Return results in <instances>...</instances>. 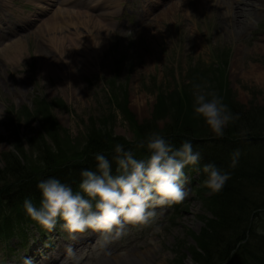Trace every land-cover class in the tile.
Instances as JSON below:
<instances>
[{
	"label": "rangeland",
	"instance_id": "374dc122",
	"mask_svg": "<svg viewBox=\"0 0 264 264\" xmlns=\"http://www.w3.org/2000/svg\"><path fill=\"white\" fill-rule=\"evenodd\" d=\"M54 1L46 13L37 16L40 3L49 4L48 0H18L9 17L0 20L1 169L7 152L22 157L30 170L44 169L43 146L46 152L50 148L48 154L55 159L78 158L94 134L107 137L114 147L125 142L136 149L144 138L135 135L132 123L139 126L158 120L159 110L164 116L153 124V133L170 141L179 133V122L199 137L203 120L195 118L192 107L196 84L215 92L230 111L233 106L252 114L264 109V9L235 25L234 17L229 16L237 10L235 0H221L224 12L210 3L216 0H202L205 3L199 6L197 0H153L152 5H161L156 10L152 5L145 7L147 0L131 1L126 9L122 0H111L107 5L111 10L105 9L109 0ZM58 12L60 26L69 24L64 30L71 34L66 46L78 51L77 61L70 66L43 39L44 35L51 38L52 31L45 30L44 24ZM99 26L107 27V37L105 32L104 37L99 34ZM90 28L98 43V37L103 39L97 65L96 56L91 61L86 57L87 52L95 51L89 44L96 45L84 40ZM128 31L134 38L130 39ZM80 46L86 52L81 53ZM43 51L55 57L48 61L50 55L40 56ZM118 103L125 105V111ZM165 108L172 110L166 112ZM144 149H137L139 158L147 157ZM188 179L185 187L190 195L181 204L189 203L175 218L168 213L170 208L157 209L162 212L157 218L162 230L155 235L149 227L128 226L126 235L102 250L94 246L95 233L86 232L70 241L66 233L46 231L49 236H42L29 227L25 244L19 237L0 240V264H51L52 259L54 264H64L67 244L79 250L81 264H105L134 251H149L138 264H208L207 244L216 235L210 222L217 218L214 211L219 207L213 200H219L208 197L198 174ZM17 181L11 177L0 184ZM261 185H255L253 193L259 198L251 204L253 208H264V183ZM197 188L202 189L198 195ZM253 214L236 213L239 231L244 230L250 243H239L226 264H252L250 251L264 246V213L251 224ZM240 245L244 247L237 251Z\"/></svg>",
	"mask_w": 264,
	"mask_h": 264
},
{
	"label": "clouds",
	"instance_id": "9594fccd",
	"mask_svg": "<svg viewBox=\"0 0 264 264\" xmlns=\"http://www.w3.org/2000/svg\"><path fill=\"white\" fill-rule=\"evenodd\" d=\"M126 33L130 39L134 38L131 31ZM192 95L195 118L202 119L215 138H222L227 125L238 116L220 96L199 84L193 86ZM136 146L146 148V158H137L131 149L125 150L119 143L112 159L94 153L97 167L80 172L76 191L56 177L40 180L36 185L41 196L39 206L31 198L23 201L27 217L48 232L55 231L59 224L70 241L86 232L95 233L94 246L102 250L126 235L128 226L149 227L153 235L159 233L162 229L157 218L162 212L158 213L157 209L169 208L189 197L190 190L185 187L189 179L184 170L198 166L201 153L194 151L187 139L177 148L157 133L149 134ZM239 156L240 151L234 150L230 167L237 165ZM202 172L206 177L202 186L209 195L221 191L230 179L228 172L214 164L203 165ZM65 252L64 264H81L79 250L72 244L66 245Z\"/></svg>",
	"mask_w": 264,
	"mask_h": 264
},
{
	"label": "trees",
	"instance_id": "16d2710c",
	"mask_svg": "<svg viewBox=\"0 0 264 264\" xmlns=\"http://www.w3.org/2000/svg\"><path fill=\"white\" fill-rule=\"evenodd\" d=\"M118 104L125 111V105ZM240 108L242 107H232L231 112L238 116V119L227 125L222 138H215L205 126L204 122L201 124L203 128L201 131L203 133L199 137L192 136V133L186 131V127L188 126H182L178 122L179 133L175 134L177 136L170 138V142L177 148L186 139H204L209 144V153L205 154L203 152L204 148L201 144L196 145L195 150L201 153L204 162L214 164L219 169L230 174V179L226 182L222 190L209 196L212 200L213 197L219 200H213L214 204L219 205V207L214 211L217 213V218L210 222L211 229L213 226V231L216 232V235L214 234L213 241L207 244L209 257L205 258V260L208 261V264L227 263L234 257L231 254L235 251L239 243L241 244L245 241L249 245L250 241H247L244 230L239 231L236 223V213L238 215L239 211L244 214L253 211L254 218L262 214L260 213L262 207L253 208L251 204L258 202L259 198L258 193H253L257 189L255 185L261 188L263 186L261 184L264 183V109H259L258 113L252 114L249 111H241ZM165 110L167 112L172 109L165 108ZM163 116L164 114H161L159 110L158 120ZM158 120L147 121L145 124L139 126L132 123L137 128L135 135L139 138L143 137V140H145L149 134L153 133L156 128L153 127V124H157ZM97 135L99 134H94L89 137L85 147L86 149L84 151L82 150L78 158L71 156L67 159L63 157L55 159L54 156L48 154L51 152L50 148L47 147L49 151L46 152L43 146L40 149L44 155L43 162L45 163V168L40 170L33 171L28 169L25 160L20 156L16 157L14 153L7 152L4 154V157L7 159L4 168H0V183L4 182L6 178L11 177L19 181L4 186L0 184V235H6V233L14 231L15 226L13 228V220L18 210L22 208L25 198H32L33 202L39 206L41 196L36 185L40 180L56 177L62 183L68 184L72 188H78L81 179L80 172L84 169L95 170L97 167L94 160V153H103L109 159L113 158L115 155L114 144L110 143L111 141L107 137L103 139L96 138ZM53 141H56L55 137ZM66 142L68 144L71 143ZM43 144L46 146L45 142ZM71 144L73 147L75 146V143ZM122 145L125 150L131 149L136 157L141 155L139 154L140 151L137 150L138 148L135 149L132 144L129 145L124 142ZM237 149L240 151V156L237 165L232 168L230 167L231 154ZM146 152L147 150L145 148L144 154ZM81 155L83 156L82 158H80ZM113 172H115V165H113ZM19 187L20 190L18 189ZM241 229L243 228L241 227ZM249 239H251V236ZM242 245L239 246L237 251H242L244 247ZM245 249L248 252V249ZM204 252L206 254L205 249ZM249 259L252 261V264H264V246H261L258 251H250Z\"/></svg>",
	"mask_w": 264,
	"mask_h": 264
},
{
	"label": "bare ground",
	"instance_id": "6f19581e",
	"mask_svg": "<svg viewBox=\"0 0 264 264\" xmlns=\"http://www.w3.org/2000/svg\"><path fill=\"white\" fill-rule=\"evenodd\" d=\"M204 1V0H203ZM236 1V11H233V13L231 15H229L230 17H234L233 23L239 24L241 22H243L245 19L250 20L252 18H255V16H257L258 14L256 12L258 11H262L264 9V5H262V1L264 0H235ZM205 2H202V0H197V6L199 5H203ZM212 5L214 4L215 6L217 5L219 7L220 10H222L223 12L225 11V7L222 4L221 0H216V2H210ZM46 9V8H44ZM232 9V7H231ZM234 9V8H233ZM260 13V12H258ZM227 14H229V12H226L225 16H227ZM58 16H53L52 18L49 19L48 22H46L45 25V30H51L52 32L51 34V38H47L45 35L43 36V39L46 38L47 40V45L49 46V48H53L52 51H55L56 53H59V56L63 59H65L69 66L70 63L73 64L74 62H76L77 60L76 57L78 56V54L76 52H78L77 50H75L76 52H74V50L72 48H70V46H66L65 42L70 39L71 34H65L64 30H67V27L69 26L68 23H64L65 24V28L60 26V23H58V18L60 17V12H58L57 14ZM57 18V19H56ZM61 18V17H60ZM90 21H86V23L88 24ZM249 22V21H248ZM90 24V23H89ZM100 27V31L99 34L104 37L103 32H105V36H108L107 33V27ZM44 30V29H43ZM61 32V34H58L57 32ZM93 30L90 28V31L88 33V35L84 38V40L91 41L92 43H95L96 45L93 46L92 44H89L91 48L95 47V51L92 52H87L86 53V57L87 59H89L90 61L93 60L95 58V56L99 53V44L101 41H103L102 37H98L99 38V43L97 41V37H93L92 32ZM102 33V34H101ZM49 34V35H50ZM95 38V39H94ZM20 45L23 44V39H20ZM23 46V45H22ZM80 52L84 53V51L86 52V50L80 46ZM22 52H23V47L21 48ZM22 52H16V54H18L19 56L22 54ZM44 53L46 55H50V58L48 59V61H51L52 58H54L55 56L51 54V52H40V56L44 55ZM43 58V57H42ZM86 59V60H87ZM98 61V57L96 56L95 59V63L97 65ZM88 63V62H87ZM75 64V63H74ZM149 251H143V252H138V251H134L133 254H122V255H117L115 257H113L109 262H105V264H138L139 261L138 260H143L146 258V256H148Z\"/></svg>",
	"mask_w": 264,
	"mask_h": 264
}]
</instances>
